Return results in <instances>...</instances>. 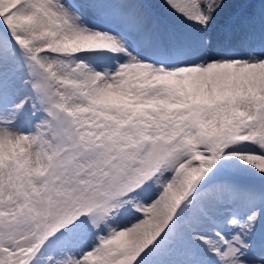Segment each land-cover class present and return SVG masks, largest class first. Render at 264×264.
<instances>
[{"label":"snow or ice","instance_id":"obj_1","mask_svg":"<svg viewBox=\"0 0 264 264\" xmlns=\"http://www.w3.org/2000/svg\"><path fill=\"white\" fill-rule=\"evenodd\" d=\"M0 264H264V0H0Z\"/></svg>","mask_w":264,"mask_h":264}]
</instances>
